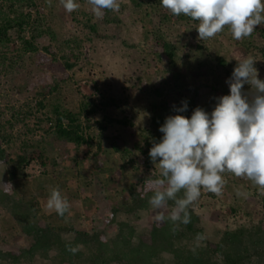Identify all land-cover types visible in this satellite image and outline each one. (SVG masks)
<instances>
[{
  "label": "rangeland",
  "instance_id": "374dc122",
  "mask_svg": "<svg viewBox=\"0 0 264 264\" xmlns=\"http://www.w3.org/2000/svg\"><path fill=\"white\" fill-rule=\"evenodd\" d=\"M75 2L80 8L69 13L60 0H36L43 24L54 34L53 43L48 35L44 42H51L63 54L69 50L63 44L69 42L78 56L73 70L68 71L66 78L59 79L64 82L55 96L42 95L41 87H30L32 80L42 76V71L23 54L13 32V39L0 45V147L7 158H13L24 154L29 147L40 145L51 161L47 167L32 161L25 169V177L14 180L7 173L10 164L0 162V180L11 183L7 194L21 198L49 196L51 188H58L68 200L79 205L80 209L71 208L69 215L80 229L104 231L108 238H113L119 223L126 222L135 228L136 239L156 223V213L150 205L137 213H128L124 207L130 204L133 190L142 189L147 179L160 177L159 166L144 152L146 140L149 143L153 140V117L162 112L163 96L157 90L167 97H197L212 112L217 98L230 94L227 81L232 75L216 60L211 61L210 54L225 56L233 64L232 73L238 63L235 57L252 55L259 78L264 80V60L259 52L264 40L255 33L244 38L246 44H237L230 28L225 26L215 38L201 41L196 29L198 21L187 20V16L184 19L188 24L183 18L169 23L162 20L160 15L169 11L161 5V0H119V12L105 10L102 18L93 14L87 0ZM9 3L0 0V9ZM155 25L175 45V64L152 42ZM147 29H151L148 34L153 37H146ZM191 43L206 47L196 51L189 46ZM204 60L208 62L200 73L198 64ZM243 90L250 92L251 85L245 84ZM83 98L85 101L91 98L97 104L93 114L81 117L83 125L90 126L87 132L97 137L99 122L110 124L113 134L122 136L120 151L108 146L98 157L96 145L77 146L60 141L52 133L46 122L47 116H51L50 103L59 101L68 110L78 112ZM39 101H44L46 106H38ZM124 119L129 124H122ZM132 132L136 145L129 149L126 140ZM163 135L161 132V138ZM150 149L146 150L148 155ZM224 179L227 183L222 195L202 189L201 196L193 203L202 238L198 239V235L188 238L187 246L214 244L226 231L264 222V195L260 189L247 178H237L231 173H225ZM237 191L241 194L237 195ZM8 204L0 199V246L7 250L27 247L32 239L24 233ZM116 206L123 208L113 220L112 210ZM63 238L73 240L74 234L63 231ZM164 258L165 264H170V256L166 254ZM60 262L58 251L54 250L48 256H36L32 264ZM250 264H264V256L262 259L254 256Z\"/></svg>",
  "mask_w": 264,
  "mask_h": 264
},
{
  "label": "trees",
  "instance_id": "16d2710c",
  "mask_svg": "<svg viewBox=\"0 0 264 264\" xmlns=\"http://www.w3.org/2000/svg\"><path fill=\"white\" fill-rule=\"evenodd\" d=\"M7 1L10 3L0 9V45L11 41L13 32L22 46L23 54L31 63L35 62V66L42 71V76H37L36 80H32L35 83L32 84L33 82H31L30 87H41L42 95L55 96L56 93H60V87L64 82L59 79L66 78L68 71L75 67L78 59L77 53L70 48L69 42L63 44V47H69L67 54L57 52L51 42H44L48 35L53 43L54 34L50 28L43 24L44 18H41V12L36 10V0ZM33 11L37 12L33 14ZM160 16L166 23L181 18L186 20L184 19L186 16L183 14L173 16L169 12L162 13ZM190 19L189 17L187 20ZM187 20L186 24H188ZM161 29L155 25L154 37L148 34L151 29H147L146 37L152 36V42L155 43L156 48H161L171 63L175 64V45L167 41ZM255 33L264 40V24L256 27L252 35ZM242 42L247 43L245 39L236 40L237 44ZM189 46L196 51L206 47L202 44L193 43ZM60 47L62 46L60 45ZM259 52L261 59L264 60V45L259 47ZM209 58L211 61L216 60L220 67H226L228 75H232L230 67L233 68V64L225 56L210 54ZM207 62L208 60H204L198 64L200 73H202ZM157 93L163 96L160 103L162 112L153 117V140L151 143L146 140V147L144 146L147 157H150L146 151L147 148H151L154 142L162 140L160 127L168 116L176 114L189 116V113L197 107L203 108L209 114L211 113L208 110V105L200 102L197 97H167L159 90ZM184 102H187V110L177 113L176 109L183 107ZM96 105L91 98H88L87 101L83 98L79 111L72 112L59 101H54L52 104L50 103L49 114L51 116H47L46 122H49L52 133L60 141L73 142L77 146L82 144L96 145L98 157L106 152L108 146L115 151H120L122 136L113 134L110 124L99 122V135L97 137L87 132V128L90 127L88 124L83 125L81 117L85 114H93L97 109ZM38 106L44 108L46 104L44 101H39ZM121 123L129 124L126 119L121 120ZM134 137L135 134L132 132L126 140L129 149L134 147ZM26 151L28 154L25 153ZM124 151L126 150L124 149ZM5 161L10 164L7 170L10 180L22 178L25 175L26 167L32 161H37L45 167L51 165L49 156L40 145L29 147L25 149L24 154H18L13 158H7L5 150L0 147V162ZM94 167L95 169L98 168L97 161ZM157 178L160 177L157 176L153 179ZM7 186L10 185L2 184L0 186V199H5L7 204L9 203L7 206L11 213L21 224L24 233L32 240L29 246L20 249L7 250L0 246V264H32L36 256H48L54 250L58 251L61 264H165L164 257L166 254L170 256V264H250L254 256L258 259H262L264 256V222L262 221L251 228L226 231L221 239L214 244L208 243L207 245L190 247L185 244V241L202 234V230L198 228L199 216L192 204L188 209L191 216V222L188 224L180 223L178 226H174L170 220L166 219L159 226L155 223L148 233L134 239L135 228L126 222H120L116 236L108 238L104 231L89 232L80 229L79 224L73 222L75 218L71 217L69 212L61 217L54 210L47 209L49 196L14 197L7 194L8 191H4ZM139 190V192L137 189L132 191L130 204L124 207L128 213H137L149 205L148 200L152 196V192H147L145 197L141 199L140 192H144L145 185ZM179 195L183 196V192ZM68 201L70 210L71 208L80 209L76 202ZM173 206L174 202L169 201L168 210ZM121 208L123 207L116 206L113 208V220ZM63 231L73 232V240L64 239ZM68 244L73 247L79 245L81 250L74 255L67 250L66 245Z\"/></svg>",
  "mask_w": 264,
  "mask_h": 264
},
{
  "label": "clouds",
  "instance_id": "9594fccd",
  "mask_svg": "<svg viewBox=\"0 0 264 264\" xmlns=\"http://www.w3.org/2000/svg\"><path fill=\"white\" fill-rule=\"evenodd\" d=\"M60 2L69 13L80 8L75 0ZM87 3L97 18H102L105 10H120L119 0ZM161 5L173 16L183 14L198 21L201 41L215 38L225 26L239 41L264 24V0H161ZM235 58L237 66L227 81L230 94L217 98L211 114L197 107L190 118L171 115L160 127L163 138L149 151L152 162L159 166L160 178L147 179L144 192H140L141 199L152 192L148 203L156 213L157 226L166 219L174 226L190 223L189 206L199 199L202 189L222 195L227 183L225 173L247 178L264 195V80L259 78L252 55ZM245 84L251 85L250 92H244ZM186 110L187 102L176 109L177 113ZM0 184L11 185L3 180ZM169 201L174 202L170 210ZM46 206L61 217L70 210L67 197L58 188L50 189ZM66 248L74 255L81 250L79 245L68 244Z\"/></svg>",
  "mask_w": 264,
  "mask_h": 264
}]
</instances>
